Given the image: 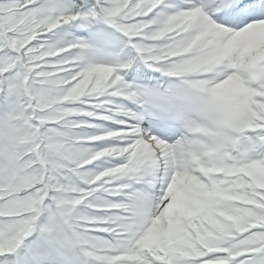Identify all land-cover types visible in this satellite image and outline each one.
I'll return each instance as SVG.
<instances>
[{
  "label": "snow or ice",
  "instance_id": "snow-or-ice-1",
  "mask_svg": "<svg viewBox=\"0 0 264 264\" xmlns=\"http://www.w3.org/2000/svg\"><path fill=\"white\" fill-rule=\"evenodd\" d=\"M0 264H264V0H0Z\"/></svg>",
  "mask_w": 264,
  "mask_h": 264
}]
</instances>
